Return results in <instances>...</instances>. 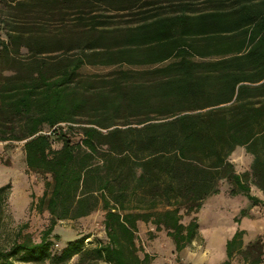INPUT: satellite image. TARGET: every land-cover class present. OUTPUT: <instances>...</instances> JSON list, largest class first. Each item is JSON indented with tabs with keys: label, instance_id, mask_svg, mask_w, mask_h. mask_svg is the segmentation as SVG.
Here are the masks:
<instances>
[{
	"label": "trees",
	"instance_id": "16d2710c",
	"mask_svg": "<svg viewBox=\"0 0 264 264\" xmlns=\"http://www.w3.org/2000/svg\"><path fill=\"white\" fill-rule=\"evenodd\" d=\"M0 31V143L22 144L44 179L30 208L48 217L37 241L23 225L0 245V264H150L138 222L178 254L199 228L180 212L197 213L220 183L250 202L237 222L263 204L250 183L264 196V0H0ZM236 148L250 171L235 172ZM99 210L105 242L58 247V224ZM244 235L219 264L262 263L264 243L244 248Z\"/></svg>",
	"mask_w": 264,
	"mask_h": 264
},
{
	"label": "rangeland",
	"instance_id": "374dc122",
	"mask_svg": "<svg viewBox=\"0 0 264 264\" xmlns=\"http://www.w3.org/2000/svg\"><path fill=\"white\" fill-rule=\"evenodd\" d=\"M160 2L167 5L168 0H160ZM135 12L136 10L122 14L111 12L110 15L117 16L113 20L114 24L123 25L132 19L128 15H133ZM108 70L100 67H85L82 72L103 73ZM229 161L238 174L250 171L251 158L243 149H237L230 156ZM43 182L44 179L27 170L21 143L14 144L9 149L5 148L4 143H0V187L10 185L8 200L2 207L0 217V245L9 243L23 225H26L23 233L30 234L35 241L38 240L41 231L48 224V217L46 213H38L36 209L30 208V195L33 194L36 203L44 190ZM230 188L226 182H222L219 185V194L204 200L197 213L185 215L183 211L180 212L184 225L192 218H196L199 228L196 240L178 254L174 252L173 244L165 231L144 232L142 228L138 229L137 246L150 256V264H219L225 257V242L233 237L237 229L245 231L243 240L246 243L250 244L257 240L264 243V202L255 206V209L251 208L248 217L240 218L237 222L235 219L239 217V212L247 210L250 202L242 196H230ZM250 193L264 201L251 183ZM102 220L103 212L99 210L88 218L58 224L54 230L61 238L58 247L83 235L90 236L86 244L96 239L105 242ZM139 255L142 257L141 252ZM76 261L77 258H74L71 263ZM232 264H244L242 257L236 256ZM261 264H264V252Z\"/></svg>",
	"mask_w": 264,
	"mask_h": 264
},
{
	"label": "crops",
	"instance_id": "0c3cea01",
	"mask_svg": "<svg viewBox=\"0 0 264 264\" xmlns=\"http://www.w3.org/2000/svg\"><path fill=\"white\" fill-rule=\"evenodd\" d=\"M170 15V14H169ZM237 149H239V150H242L243 148H236V150ZM235 150V151H236ZM244 150V149H243ZM234 151V152H235ZM245 151V150H244ZM233 152V153H234ZM232 153V154H233ZM246 153V152H245ZM248 155V154H247ZM250 156V155H249ZM250 158H251V163H252V160H253V157L252 156H250ZM257 190V189H256ZM257 192L264 198V196L262 195V193L259 191V190H257ZM259 198V197H258ZM260 199V198H259ZM261 201H262V199H260ZM264 200V199H263ZM264 202V201H263ZM254 209H255V207H254ZM252 211H253V209H252ZM143 226V227H142ZM137 228L138 229H140V228H142L143 230H145L144 232H154V226H152L151 224H148V229H146V224H144V223H142V222H138L137 223ZM140 236V235H139ZM226 243V242H225ZM247 244H248V242L246 243L244 240H243V247L245 248L246 246H247ZM173 249H174V247H173ZM224 251H225V245H224ZM174 252H175V250H174ZM176 253V252H175ZM224 259H225V257H224Z\"/></svg>",
	"mask_w": 264,
	"mask_h": 264
},
{
	"label": "built area",
	"instance_id": "2783aa9c",
	"mask_svg": "<svg viewBox=\"0 0 264 264\" xmlns=\"http://www.w3.org/2000/svg\"><path fill=\"white\" fill-rule=\"evenodd\" d=\"M55 247H57V245Z\"/></svg>",
	"mask_w": 264,
	"mask_h": 264
}]
</instances>
